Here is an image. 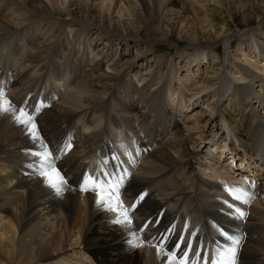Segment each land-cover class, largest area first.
Listing matches in <instances>:
<instances>
[{"label":"bare ground","instance_id":"bare-ground-1","mask_svg":"<svg viewBox=\"0 0 264 264\" xmlns=\"http://www.w3.org/2000/svg\"><path fill=\"white\" fill-rule=\"evenodd\" d=\"M129 2L0 0V105L14 110H0V264H232V249L264 264L261 45L243 65L198 52L169 74L151 44L123 42L140 32ZM176 3L187 21L192 3Z\"/></svg>","mask_w":264,"mask_h":264},{"label":"rangeland","instance_id":"rangeland-1","mask_svg":"<svg viewBox=\"0 0 264 264\" xmlns=\"http://www.w3.org/2000/svg\"><path fill=\"white\" fill-rule=\"evenodd\" d=\"M129 1V5L126 7L131 8L128 14L132 17L128 18V22L133 24L132 26L140 28V32L135 34V37L129 36L123 42L130 45L132 43L134 46L140 44L142 42L140 39H142L144 41L142 45L150 46L151 44V48L147 53V56H149L147 60L151 57L161 58L163 72L170 74L172 71L177 73L179 70V73L186 74V66L194 54L198 52L205 53L208 56L213 55L218 63L230 64V68L237 61H242L241 65L247 63L243 54L244 51L250 54L248 60L253 61L255 54H257V51L253 49L256 43H259V46L261 45V50L264 52V0H199L203 6H197L192 0H186L193 5L191 4L190 17L185 22L183 20L185 13L176 5V0H149L152 4L149 6L148 11H145L138 0ZM154 23L162 26L163 30L169 33L167 40L154 41L156 35L150 29V25ZM74 28L76 30L82 28V26L79 24ZM71 31L69 27L66 34L69 35ZM187 37L193 39L197 37V40L192 44ZM226 40L227 45L225 44ZM133 46H131V49L134 52L135 48ZM128 47L130 46L128 45ZM258 59L260 61L258 68L262 69V72L258 71L256 81L264 80V60H262L264 58L259 57ZM178 65L183 67L179 66L180 68H178ZM215 65L204 63L200 75L207 76L216 73L219 70L215 69ZM230 68L231 72L236 71ZM229 70H227V74L231 76ZM238 75L237 77H239ZM233 77L236 76L233 75ZM175 88L179 90L176 82ZM226 99L227 97L219 102L218 106L222 108H219L220 112L223 110L222 105L226 106L227 104H225ZM257 100L252 96L250 102ZM200 103L203 106L208 104L209 107L214 106V104L211 105V99L209 101L205 99ZM233 117H236V115ZM177 119L180 118L177 116ZM233 164L235 163L233 162Z\"/></svg>","mask_w":264,"mask_h":264},{"label":"snow or ice","instance_id":"snow-or-ice-1","mask_svg":"<svg viewBox=\"0 0 264 264\" xmlns=\"http://www.w3.org/2000/svg\"><path fill=\"white\" fill-rule=\"evenodd\" d=\"M3 95L4 94L2 92H0V97H3ZM0 110L5 111V112L14 111L13 109L8 108V107H3L2 105H0ZM21 114L24 115L25 113H23V111H22ZM18 119H19V117H18ZM29 120H31V117H29ZM20 122L21 123H27V121H23V120H21ZM52 171L54 172L55 178H53L52 175H49V173H44V175L48 179L49 186L55 188L57 193H59L62 190V185H64L66 183V181H64L63 177L60 176L59 172H55L54 170H52ZM238 198L239 197H237V199ZM117 207L120 210V216L113 222L118 223V224H124L125 227L130 228L131 218L128 216L127 209L124 208L122 202H118ZM130 207H132V206L130 205L129 208ZM240 216L243 217L244 213L240 212ZM236 243L239 244V241H237ZM231 252H232V264H235V261L237 259L236 249H232Z\"/></svg>","mask_w":264,"mask_h":264}]
</instances>
